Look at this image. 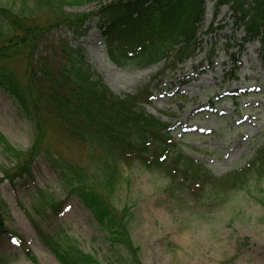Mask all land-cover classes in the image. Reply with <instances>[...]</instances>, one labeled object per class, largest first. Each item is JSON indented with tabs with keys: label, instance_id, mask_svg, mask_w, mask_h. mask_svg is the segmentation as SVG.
Segmentation results:
<instances>
[{
	"label": "rangeland",
	"instance_id": "rangeland-1",
	"mask_svg": "<svg viewBox=\"0 0 264 264\" xmlns=\"http://www.w3.org/2000/svg\"><path fill=\"white\" fill-rule=\"evenodd\" d=\"M15 2L0 0V6L17 9ZM98 9L94 2L66 7V14L83 21L76 25L60 23L50 7L39 11L33 20L47 23L48 31L38 58L52 54L61 41L82 48L108 89L143 102L188 158L217 177L244 167L264 144V63L260 43L243 44L245 34L235 27L230 8L217 11L207 3L198 35L201 49L185 58L186 51L175 48L167 61L146 69L118 67L110 60ZM0 135L12 149L7 153L0 145V218L36 258L28 259L18 241L4 236L0 250L12 264H61L35 224L54 235L67 234L102 264H125L123 250L112 247L93 213L48 163L51 153L94 170L101 148L59 137L51 128L36 134L1 87ZM120 170L115 188L103 192L118 213L127 210L132 216L131 236L141 247L142 264H264V173L223 205L202 207L159 171L136 162ZM37 189L45 193L43 201Z\"/></svg>",
	"mask_w": 264,
	"mask_h": 264
},
{
	"label": "trees",
	"instance_id": "trees-1",
	"mask_svg": "<svg viewBox=\"0 0 264 264\" xmlns=\"http://www.w3.org/2000/svg\"><path fill=\"white\" fill-rule=\"evenodd\" d=\"M87 2L97 3L99 8V26L104 28L110 60L118 67L146 69L167 61L175 48L185 50V58L201 49L198 35L209 2L217 11L222 6L230 8L235 27L245 34L243 44L260 43L264 63V0H19L14 4L17 9L0 6V87L17 102L36 134L51 128L59 137L101 148L95 169L89 172L83 165L62 162L51 153L48 163L66 190L93 213L112 247L123 250L126 256L121 254V260L142 264L141 247L131 236L132 216L127 210L118 213L104 195L115 188L121 166L140 163L149 171L161 172L193 203L219 207L264 173V144L244 167L217 177L182 152L169 136L168 126L146 112L143 102L109 90L82 48L61 41L52 54L46 51L38 58L40 39L48 27L33 17L50 7L60 23L76 25L83 21L66 14V7ZM0 145L12 152L1 135ZM37 191L43 201L45 193ZM35 226L61 264H102L67 234L54 235ZM12 234L0 218V241L4 236L18 241L27 258L35 262L23 239ZM9 258L0 250V264H12Z\"/></svg>",
	"mask_w": 264,
	"mask_h": 264
}]
</instances>
